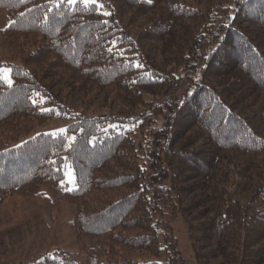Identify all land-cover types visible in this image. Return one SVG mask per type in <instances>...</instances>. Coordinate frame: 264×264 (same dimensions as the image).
I'll return each instance as SVG.
<instances>
[{
  "label": "trees",
  "instance_id": "obj_1",
  "mask_svg": "<svg viewBox=\"0 0 264 264\" xmlns=\"http://www.w3.org/2000/svg\"><path fill=\"white\" fill-rule=\"evenodd\" d=\"M96 1L0 0L5 40L39 38L9 66L12 85L0 79V199L60 190L75 208L85 264H160L163 251L176 255L156 221L170 209L185 218L198 264H264V0H205L204 8L186 0ZM143 19L149 25L137 34L127 29ZM141 40L157 44L158 62ZM45 62L43 81L56 75L112 90L130 114L89 116L60 104L36 77L41 66L28 69ZM53 120L68 122L63 133L32 135ZM144 128L151 129L145 151L133 134ZM195 193L181 208V195ZM92 238L96 246H86Z\"/></svg>",
  "mask_w": 264,
  "mask_h": 264
},
{
  "label": "rangeland",
  "instance_id": "obj_2",
  "mask_svg": "<svg viewBox=\"0 0 264 264\" xmlns=\"http://www.w3.org/2000/svg\"><path fill=\"white\" fill-rule=\"evenodd\" d=\"M196 1H199L203 8L206 5L205 0H186L184 2L191 6H197ZM148 23L149 19H143L136 22L133 26L127 27V29L137 34L141 29L143 30L149 25ZM8 25V18L0 12V62L3 63L0 69L10 70L9 66L20 63L22 57L37 46L39 38L25 35L5 40L1 36V31ZM141 46L148 57L152 55V58H155L156 62L159 61L160 54L157 44L141 40ZM38 65L41 66L42 70L40 74L33 70ZM28 69L35 73L44 87L51 88V94L56 97V100L60 104L66 105L75 111H83V113H87L89 116L130 114L120 107L115 99V93L112 90L99 92L89 83L86 85H68L63 78H58L56 75H54V78H48L43 81L41 74L44 70H48L47 62L31 65ZM36 71H39L38 67ZM217 82H223V80H217ZM154 124L153 130L156 131L160 128V123L155 120ZM67 125L68 122L66 121L53 120L42 127H36L32 135L36 133L59 134L60 132L58 130L65 129ZM115 125L117 124H114L112 128L119 129ZM124 128L127 129L128 126H124ZM150 130H145L144 128L142 131L136 130L133 133L136 140L140 144L142 143L143 151L146 149V142H150L147 135ZM24 139L25 137H21L20 140ZM142 159V164L146 171H150L151 161L148 160L146 154L142 156ZM243 160V157L238 156L233 161L235 165L231 169L235 172L238 171V167L243 163ZM263 172L264 164L262 163L258 174L260 175ZM65 182L68 190H72L74 177L69 169L65 173ZM164 186L166 188L170 187V181L166 180ZM179 186H183V184ZM40 192L47 198L42 195L43 198L10 196L0 199V264H16L22 262L44 264L46 258H49L57 264H85V255L81 251L82 245L76 240V234L72 227V218L75 213L74 206L64 203L60 196V190L44 186L40 189ZM196 196V193L191 196L182 194L181 198H179L181 202L180 207L184 209ZM170 202L176 204V196H172ZM171 212H173L172 217H170ZM186 217L187 220L190 219L189 216ZM156 221L160 222L159 226L162 233L168 231L167 234L169 237L167 241H171L172 246L175 245L177 252L175 253L176 255L171 254L170 256H166V252L163 251L159 259H157L158 262L160 264H198L196 256L200 251L192 240L188 226L185 223V218L182 215H177L176 210L170 209L164 213L162 221L157 218ZM159 240V247L161 250H164L162 246L164 240L162 238ZM97 243L98 239L92 238L85 240V245L88 247H94ZM134 258L144 261L153 259L149 255L144 254H136ZM222 263L220 259H216L208 260L205 264Z\"/></svg>",
  "mask_w": 264,
  "mask_h": 264
},
{
  "label": "snow or ice",
  "instance_id": "obj_3",
  "mask_svg": "<svg viewBox=\"0 0 264 264\" xmlns=\"http://www.w3.org/2000/svg\"><path fill=\"white\" fill-rule=\"evenodd\" d=\"M67 3H69L70 5H74L77 3L83 4L85 6L89 5V4H95L96 0H67ZM105 15H109V13H105ZM9 69H0V79H4L7 81L8 85L11 86L12 85V81L11 78L9 77L8 73H9ZM60 133H63L65 130L64 129H60L58 130ZM56 133H53V135H55Z\"/></svg>",
  "mask_w": 264,
  "mask_h": 264
}]
</instances>
